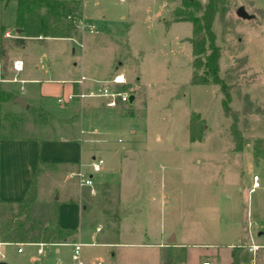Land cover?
Segmentation results:
<instances>
[{
  "label": "rangeland",
  "instance_id": "obj_1",
  "mask_svg": "<svg viewBox=\"0 0 264 264\" xmlns=\"http://www.w3.org/2000/svg\"><path fill=\"white\" fill-rule=\"evenodd\" d=\"M60 1L63 21H74L72 36L29 37L19 44L17 2L0 0L1 76L11 79L0 81V89L22 95L29 104L2 100L0 129L5 136L34 137L98 123L103 141L94 144L110 150L100 154L102 171H93L91 159L84 167L93 174L95 192L80 187L82 217L89 226L82 229V256L101 249L114 264H164L166 258L169 264H198L211 256L214 264L254 259L264 264V0H225L214 21L225 90L209 74L206 84L191 82V39L198 33L191 21L179 20L177 11L186 9L182 0ZM240 5L254 17H239ZM199 34L208 48L210 35ZM16 59L24 61L18 73L11 67ZM119 72L127 77L120 90L134 96L123 108H88L82 99H103L75 97L69 105L76 104L80 116L65 124L60 95H43L55 94L82 74L100 77V87L110 85L106 80ZM45 123L63 124L48 132ZM255 173L261 186L250 192ZM65 176L63 168L40 167L28 221L36 232L56 224L58 204L68 191L65 182L78 191L77 177L66 181ZM61 212L65 222L80 215L70 206ZM18 214V205L0 202V226ZM254 241L262 245L256 256L248 252ZM15 244L0 249V262L45 258L37 246ZM215 248L223 253H210Z\"/></svg>",
  "mask_w": 264,
  "mask_h": 264
},
{
  "label": "crops",
  "instance_id": "obj_2",
  "mask_svg": "<svg viewBox=\"0 0 264 264\" xmlns=\"http://www.w3.org/2000/svg\"><path fill=\"white\" fill-rule=\"evenodd\" d=\"M75 50V49H74ZM13 65V63H12ZM11 65V67H12ZM1 63H0V75H1ZM12 70L13 67H12ZM15 71V70H14ZM21 72V71H20ZM18 73V72H17ZM122 73V72H119ZM124 74V73H123ZM125 75V74H124ZM87 77V76H86ZM16 78H18L16 76ZM126 82H127V77ZM19 80V79H18ZM17 80V81H18ZM11 81V80H10ZM21 82H25V79H20ZM102 82L100 77H92L86 78L82 83L76 82V80L72 81L69 85H61L59 87L58 92L52 93H44L43 95L54 96V95H63L67 96L72 92H87L91 89H97L100 86L99 83ZM124 85V84H123ZM113 86V85H112ZM122 85H117L119 88ZM120 89V88H119ZM82 99V98H81ZM102 101L100 100H81V104L85 102L88 105V108L91 106H100L101 104L106 106L104 98ZM130 100V99H129ZM75 98L69 102L63 103L65 108L62 111L63 115L60 117L63 119V123H73V119L80 116L77 112V107L74 105H69L71 102H74ZM125 103H120L118 108H123ZM116 107H107L106 108H116ZM105 108V107H104ZM119 115H124V111L117 112ZM63 123L56 124V127H53V124L45 123V127L48 132L53 131L58 128ZM89 125L88 128H84L81 126L79 131H73L72 129H58L57 131L60 134H43L41 136L34 137H20V136H5L1 134L0 129V200L2 202H18L22 201L26 198L31 185L35 179L36 169L41 167L47 163H53L50 166H54L56 168L65 169V178L64 180L73 179L77 177L79 189L77 192L73 191V188H70V184L66 182L65 187L68 188L66 191V195H64V199L60 200L58 204V223L63 228H78L79 232L77 235L76 242H56V243H45L44 252L39 253V245L37 243L41 242H23L28 246H37L38 254H45V258L42 261L37 262V260L41 259L40 257L34 259L30 264H76L72 259V254L74 252V243H82L80 241L82 229H88V225L84 221L82 217L84 215V206L81 204L80 200V184H79V172H84V167L89 164V160L93 161L94 157L101 156L100 154L103 151H109L110 147L104 146H96L94 143H101L103 141V137L101 135V131L99 130L98 123L95 121H89L86 123ZM84 124V125H86ZM86 127V126H85ZM70 128V126H68ZM111 153V152H110ZM92 166V165H91ZM40 172V171H39ZM38 174L36 175V183ZM256 174V173H255ZM69 185V186H68ZM84 189L90 190L89 187H81ZM38 189H40V184L38 185ZM39 191V190H38ZM62 206H70L73 210L77 211L80 215L77 216L76 222H65L62 217ZM96 231H101L100 228H97ZM260 233H264L260 231ZM16 242H2L0 241V249L4 246H14ZM257 244L262 247L261 244L257 242H251V244ZM94 244V243H92ZM261 247L256 251L255 256L261 250ZM17 247V251H18ZM25 249L22 251L24 252ZM19 252V251H18ZM248 252L252 254L249 250ZM82 253V247H81ZM210 253L214 254H222V251H219L217 248L210 251ZM93 256H85L83 258L84 264H114L113 258H105L101 249H97L96 252L93 253ZM4 254H2V258ZM114 256L115 254L112 253ZM195 255V252H189L188 256ZM253 255V254H252ZM187 256V259H188ZM213 256L209 258H204L198 262V264L203 261H210L211 264ZM255 264L256 259L254 260ZM6 262V261H5ZM7 263V262H6ZM8 264V263H7ZM187 264V261H186ZM220 264H225L220 263ZM252 264V263H251Z\"/></svg>",
  "mask_w": 264,
  "mask_h": 264
},
{
  "label": "trees",
  "instance_id": "obj_3",
  "mask_svg": "<svg viewBox=\"0 0 264 264\" xmlns=\"http://www.w3.org/2000/svg\"><path fill=\"white\" fill-rule=\"evenodd\" d=\"M10 1V0H6ZM17 2L15 25L22 29V36L16 38L19 44L25 43L29 37L52 36V37H71L74 29V21L72 23L64 22V13L60 9L65 5L60 0H11ZM186 9L178 10L177 14L181 19L189 20L193 23L195 31L198 33L196 39H191L193 44V76L192 83L206 84L210 81L207 75L213 77V81L220 84L225 90V84L219 77L220 65L219 58L221 56L220 48L215 44V34L213 24L222 10H225V0H208L205 4L199 0H182ZM201 12V15H198ZM69 18H72L69 15ZM201 32H207L210 35L209 47H206V38H201ZM210 50L208 54L207 51ZM204 67V74L200 75L199 70ZM229 98V93L225 91ZM17 95L0 89V102L2 100L13 99ZM226 97V98H227ZM223 102L225 112L229 114L230 106ZM2 134V133H1ZM45 165V163H43ZM47 163L46 165H52ZM40 171V167L36 169V175ZM36 175L31 188L22 201L18 202H2L3 204L18 205L20 213L16 218L0 226V241L5 242H38L56 243V242H76L79 232L78 228H63L58 223V209L56 210V224L50 228H38L29 224V218L37 199ZM35 229V230H34ZM43 229V230H42ZM42 230V231H41ZM234 254V250H233ZM168 258L164 264H169Z\"/></svg>",
  "mask_w": 264,
  "mask_h": 264
},
{
  "label": "built area",
  "instance_id": "obj_4",
  "mask_svg": "<svg viewBox=\"0 0 264 264\" xmlns=\"http://www.w3.org/2000/svg\"><path fill=\"white\" fill-rule=\"evenodd\" d=\"M94 27V25H92ZM9 35V32L7 33ZM13 69L16 72H20L24 69V61L22 59H16L13 62L12 65ZM86 75L82 74V76L76 80L78 83H82L83 81L86 80ZM11 79H5L0 75V81H7ZM13 80L17 81L18 78H14ZM106 82H109L110 85H105L103 87H99L97 89H91L87 92H72L68 94L67 96H58L57 101L61 104L69 102L73 100L75 97L78 98H104L105 104L107 107H116L120 103H125L130 99V96L123 90H120L117 85H123L126 83V78L123 73H117L113 77H111L109 80H106ZM113 86H112V85ZM103 163H104V158L102 156H96L94 157L91 165L92 169L95 172H100L103 169ZM79 184L81 187H89L91 192H95L94 185H95V179L93 177V174H88V173H83L79 172ZM261 186V180L259 174H254L253 175V182L252 186L250 188V192H253L256 188ZM39 245L38 252L43 253L44 252V245L45 242H39L37 243ZM74 252L72 254V259L76 264H84L83 258H82V253H81V247L82 243H74ZM260 245L257 244H251L248 246V250L255 255L256 251L260 248ZM19 252L23 251L22 247L18 248ZM4 257V255H3ZM255 260V259H254ZM253 260L252 264H255V261ZM179 264H184V263H179ZM200 264H211L210 261H203Z\"/></svg>",
  "mask_w": 264,
  "mask_h": 264
},
{
  "label": "water",
  "instance_id": "obj_5",
  "mask_svg": "<svg viewBox=\"0 0 264 264\" xmlns=\"http://www.w3.org/2000/svg\"><path fill=\"white\" fill-rule=\"evenodd\" d=\"M236 14L239 16V17H242V18H253L254 15L253 14H250L244 5H240L237 9H236ZM18 33H21L22 32V29L21 28H17L16 30ZM200 37H203V35H200ZM134 99V96H130V100H133ZM13 101L16 102V103H19L21 104L22 106L24 107H29V104L27 103L26 99L22 96V95H17L16 97L13 98ZM175 239L174 235H171L170 238H169V241L170 242H173ZM0 264H7L5 261H1Z\"/></svg>",
  "mask_w": 264,
  "mask_h": 264
}]
</instances>
